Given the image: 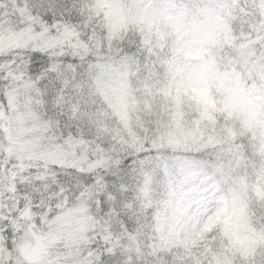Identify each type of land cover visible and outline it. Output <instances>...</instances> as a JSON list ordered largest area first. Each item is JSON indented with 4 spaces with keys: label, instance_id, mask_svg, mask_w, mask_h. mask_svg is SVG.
<instances>
[{
    "label": "snow or ice",
    "instance_id": "snow-or-ice-1",
    "mask_svg": "<svg viewBox=\"0 0 264 264\" xmlns=\"http://www.w3.org/2000/svg\"><path fill=\"white\" fill-rule=\"evenodd\" d=\"M0 264H264V0H0Z\"/></svg>",
    "mask_w": 264,
    "mask_h": 264
}]
</instances>
